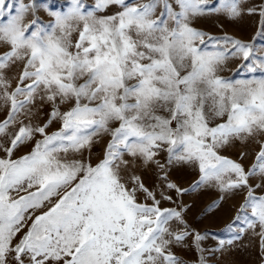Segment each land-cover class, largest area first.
<instances>
[{
    "label": "snow or ice",
    "instance_id": "snow-or-ice-1",
    "mask_svg": "<svg viewBox=\"0 0 264 264\" xmlns=\"http://www.w3.org/2000/svg\"><path fill=\"white\" fill-rule=\"evenodd\" d=\"M240 2L206 8L211 0H98L97 10L110 4L122 10L97 17L71 0L67 11H50L53 22L39 25L25 23L34 0H0V44L7 45L0 53V101L7 107L0 121V264H180L170 249L189 233L172 232L168 224L181 213L161 209L138 176L128 187L120 173L132 160L153 162L165 145L169 163L198 167L194 188L248 189L235 217L245 226L238 231L258 224L264 248V195L255 194L264 188V142L247 171L220 154L236 141L264 137V74H219L235 58L242 61L238 71L264 73V46L210 36L189 22L206 11L237 17ZM17 63L23 68L13 88L5 73ZM37 98L53 104L48 121L33 126L18 120ZM57 100L73 103L61 112ZM56 119L61 127L49 134ZM101 133L111 139L98 162L67 158L90 148ZM33 141L29 152L13 158ZM250 177L261 183L250 185ZM138 191L153 203L138 202ZM214 207L219 204L209 210ZM203 239L195 234L200 251Z\"/></svg>",
    "mask_w": 264,
    "mask_h": 264
},
{
    "label": "rangeland",
    "instance_id": "rangeland-1",
    "mask_svg": "<svg viewBox=\"0 0 264 264\" xmlns=\"http://www.w3.org/2000/svg\"><path fill=\"white\" fill-rule=\"evenodd\" d=\"M9 3H16V0H8ZM32 0H23L28 4ZM35 8L32 14H29L25 23L37 20L39 25H48L54 18L49 14L50 11H67L71 5V0H34ZM84 5V11H94L97 17H105L116 14L122 10L120 5L110 4L105 8L96 9L98 0H81ZM130 5L141 4L146 0H126ZM220 0H211L206 8H215L219 6ZM240 15L231 17L224 12L206 11L204 15L190 18V24L205 32L210 36L222 37L228 35L244 42H254V46L259 49L264 46V35L257 37V32L264 30V0H241ZM253 9L254 11H249ZM177 10L178 7H177ZM160 14L157 9L156 15ZM82 28V23L77 26ZM257 37L255 41L253 38ZM78 38V31L73 32L72 41ZM209 50L211 42L207 41ZM7 50V45L0 44V53ZM242 63L240 58L230 59L220 71V75L239 79L247 78L251 75L260 76L264 73H246L243 70L238 71V66ZM23 68L22 63L12 65L7 71L6 76L12 81V87L18 80L19 74ZM73 102L61 104L57 100L56 105L61 112L67 111ZM53 110L51 102H41L39 98L34 105L30 106V112L27 115H21L18 120L25 123L31 122L33 126L46 123ZM7 114V107L0 101V121ZM119 122H112L110 127H117ZM175 124L173 123V127ZM61 121L53 120L46 131L50 134L59 130ZM16 129H10L15 131ZM39 134L35 139H41ZM110 134L101 133L94 137L90 148H86L82 153H70L68 159L85 160L90 159L93 164L103 158L106 146L110 141ZM35 141L20 147L13 158L24 155L29 152ZM264 142V137L257 136L247 141H236L229 146L220 149V154L240 163L245 170H249L256 162L255 156L259 151L260 143ZM167 145L162 150H158L154 161L148 164L142 163L139 159L132 160L126 153L124 158L132 160L131 166L121 168L120 173L122 182L128 187H132L131 177L138 176L144 187L154 193L156 200L160 201L161 209H175L181 213L180 219L173 218L169 221L168 227L172 232H188L184 240L180 243H174L171 246V252L179 258L180 264H200L201 257L204 264H264V248L261 247L260 227L246 229L243 233L238 231L244 228L243 221L235 219L238 209L243 204L247 196V188L234 189L230 192H221L218 187L213 185H201L194 188L193 185L199 180V170L194 164L177 162L173 160L168 162ZM244 155H241V154ZM3 153H0L2 156ZM63 157L64 154H61ZM158 162V163H157ZM159 165H163L160 167ZM175 184L176 188H169L168 184ZM250 185L260 184L258 177L249 178ZM187 190L178 192L176 189ZM23 194V193H21ZM256 195H264V188L255 189ZM15 195V194H13ZM171 197V199H165ZM223 197V199H221ZM137 200L140 203L152 204L151 199H146L144 192H137ZM217 202L219 207L209 210V206ZM250 211V210H249ZM38 214V213H37ZM232 225L229 230L228 225ZM199 233L205 236V239L199 242L197 249L195 234ZM234 237H236L234 239ZM232 240L231 244L220 246V241Z\"/></svg>",
    "mask_w": 264,
    "mask_h": 264
}]
</instances>
